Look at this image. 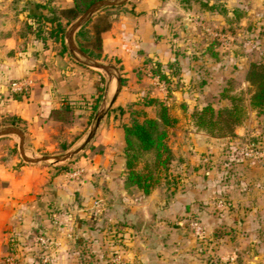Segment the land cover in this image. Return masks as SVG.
I'll list each match as a JSON object with an SVG mask.
<instances>
[{"label":"crops","instance_id":"1","mask_svg":"<svg viewBox=\"0 0 264 264\" xmlns=\"http://www.w3.org/2000/svg\"><path fill=\"white\" fill-rule=\"evenodd\" d=\"M193 1L129 0L111 16V26L102 32L103 55L114 61L124 80L94 137L85 146V153L77 159L83 168L81 178L53 173L52 167L41 161L21 159L14 150L19 137L14 133L0 136V264H7V254L24 264H83L79 239L88 240V246L97 248L100 255L99 236L104 231L119 235L123 255L130 264H264V238L260 235H264V159H246L241 150H236L233 143L241 138L242 124L234 135L214 136L197 129L191 116L198 107L196 103L210 94L212 83L220 80L209 67H201V58L205 60L208 55V42L206 34L197 31L198 24L209 25L211 20L221 26L231 20L248 22L245 29L251 27V34H255L252 24L264 25V0H252L247 12L234 17L232 10L244 7L245 0H224L226 14L214 8L212 1L208 3L212 8ZM71 3L72 0H0V127H20L30 153L47 150L48 137L61 128V114L77 113L89 119L115 91L114 76L83 64L71 53L66 38L68 26L64 33L67 49L62 52L60 42L52 40L47 45L50 38H42L48 36L47 25L38 32L40 22L35 15H47L51 9ZM155 62L161 63L166 72L172 70V65L178 67L179 74L171 77L173 82L180 80L182 86L171 88V92L181 99L191 80L195 82L202 74L198 90L192 88L193 94L185 97L190 104L188 111L170 112L177 118L170 136L178 142L171 147L180 166L189 169L183 180L188 183L186 193L193 201L207 198L215 184L221 186L223 181L217 172L223 163L231 164L233 172L225 185L227 194L232 204L240 200L242 205L244 198L251 204L224 213H210L204 205L196 212L209 228L225 222L236 226L241 234L239 241L219 237L203 243V253H197L200 246L194 235L178 241V227L165 224L163 219L170 218L174 209L168 208L165 213L158 208L161 197L154 190L145 194L125 184L123 125L130 123L133 116L138 117L137 109L148 110L151 104L143 102L147 94L164 99V90L151 72ZM26 74L34 79L32 89L25 94L12 93L9 81ZM151 82L157 84L158 93L150 89ZM97 91L101 97L95 109H67V103ZM80 132L76 142L87 130L83 127ZM253 139L264 142V132L258 131ZM184 195L185 191L174 193L170 205ZM39 233L48 235L51 242L46 246L35 243Z\"/></svg>","mask_w":264,"mask_h":264},{"label":"rangeland","instance_id":"2","mask_svg":"<svg viewBox=\"0 0 264 264\" xmlns=\"http://www.w3.org/2000/svg\"><path fill=\"white\" fill-rule=\"evenodd\" d=\"M210 1H212V5H214V8L216 7L219 12L224 11V14L227 13L224 6V0H195L193 2H196V4L200 5L201 7H205L209 5L208 3ZM251 1L252 0H245L244 7L236 6V8L232 10L233 13L231 14V17L237 16L239 14L242 15L244 12H247L246 7L251 6ZM185 2L188 3L191 2V0H185ZM107 11L112 12L115 10L113 8L112 9L110 8ZM202 19L201 21H204L205 17L203 20ZM70 23L67 26H69ZM248 24H249L248 22H244V24H239L238 21L235 22L232 20L229 21L227 26H221L218 22L212 20L209 22V25H207L206 23L198 24L199 26L197 31L200 32L201 35L206 34L208 45L213 44L212 50L208 51L207 58L205 60L201 58V63H203L201 67L206 66L207 69L209 67L210 68L209 71L215 73L219 77L218 79L220 80L222 79V80L213 82L212 87L210 89V94H208L207 98L200 100V102H197L195 105L200 107L199 106L200 103L203 105L208 102L213 103L214 107L216 108L229 105L231 101L230 98L221 96V91L223 90L224 87L228 88L229 94L241 95L243 97V104L245 106L246 115L243 121L235 126L236 129L237 126L242 124L243 127L241 132L242 134H241V138L235 141L233 144L237 147L236 150H241L242 156L246 159H250L249 157H246L244 155V150L247 147L251 145H254L255 147L258 146L264 147V142L259 141L258 143L256 140L253 139V136H255L258 131H260L261 133L264 132V109L262 112L259 113L255 108H253L250 105L249 103L250 83L245 78L246 71L251 61H262L264 63V25L252 24L256 32L255 34H251V31L253 32L251 27L250 29H245L248 26ZM217 32H220L221 34L216 35L215 33ZM213 51L215 52V54H213ZM99 60H102L106 63L109 62L114 63V61H110L108 59L105 60L99 59ZM101 71L104 70L101 69ZM172 71L173 70H171V72ZM175 74L177 76L179 72H176ZM201 79H202V74H199V76L195 78V82H193L194 80H191L190 87L189 86L186 87L188 91H186L183 87H181V89L187 92L184 93L182 98L183 100L180 97H178L176 93L171 92V88H179L180 86H182L181 81L178 80L175 82L174 80L173 82L172 77L170 81L163 80L167 88L162 93V95L163 98L166 99L169 103L168 108L170 112L188 111V107L190 104L187 101L188 98L186 99L185 97H188L191 94H193L194 91L191 90L192 88L196 89V91L198 90L199 86L201 85L200 84ZM151 85L153 86L152 88H150L153 89L152 92L158 93L156 87L157 84L151 82ZM148 93H151V90H149ZM149 95L150 94H147L145 97L146 98L150 97ZM156 111H157L156 105L151 104L150 106H148V110H143V108H141L140 110L137 109L135 113L138 115L139 119H142L145 113L146 114L156 113ZM95 112L89 117V119L86 120L80 118L81 115L77 113L64 112L63 114H61L62 122L59 132L56 134H52L50 137H48V140L46 142L47 150L43 151L42 153H34V152L30 153L26 151V154L29 156H33V155L40 156L42 154H59L72 148L78 143L76 142V140L81 135V132L79 133V129L84 127V129L88 131L93 121ZM56 125L57 123H54L52 124V127L55 128ZM252 131H255V133L253 134ZM170 132H171V128H170ZM16 137H18V135H16ZM168 143L171 146V145H177L178 142L177 139L169 135ZM223 146H226V144H224ZM14 150L16 152L17 151L19 152L18 147L17 149ZM84 151L85 148L80 150L73 157L61 162H51L52 160L41 161V162L50 165L52 167L53 173L60 172V173H64L67 177L79 179L83 175V170L78 175H74L72 173L76 169H79L81 167L77 159L81 156V154L85 153ZM18 154L20 158L23 159L20 152ZM150 159H152V153H146L142 156V162L144 160H150ZM222 165L223 167L222 169L218 170L217 175L219 174V177L221 176L220 180L223 181V183L221 186H217L215 184L214 187L211 189V193L207 198H201L199 200L196 199V201H193L192 199L188 198V194L186 193L188 183L186 180H183V178L187 177L189 169L187 167L184 169L180 166V161L176 154L174 161L170 165L171 168L170 171L172 173V176L169 178L170 183L168 184L164 183L165 179H162V183L155 185L152 189L154 190L155 195L161 197V199L159 200L158 208L164 209L165 213L166 210H168V208L174 209L173 215L170 218L165 217L163 220H165V224L168 223L170 226L173 225L175 227H178L177 229L179 232L175 237V239L178 241L181 239L186 240L187 236L194 235L196 242L200 246V248H197V253L200 254L203 253L202 252L203 243L218 240L219 237L239 241L241 239V234L238 233L236 226H232L231 224H228V222L227 223L225 222L220 226L209 228L206 225V222H204L202 218L198 216L196 212L198 208L206 205L209 207L210 213H224L226 211L229 212L231 210L235 211L237 207L243 208L245 207V205L249 206L251 204V200L245 198L243 199L244 204L242 205L240 200L239 202L235 201L232 204L231 202L232 200L228 196L229 194H227V189L225 188V185L228 184L227 180H229V174L233 172V168L230 166L231 164L223 163ZM229 185H231L234 188L233 182H229ZM137 188L141 192H143L139 187ZM138 189H136L135 192H137ZM178 191H182V192L185 191V195L183 196V199H179L175 202L174 205H170L171 196ZM149 193H145V194H149ZM163 202L164 205L162 204ZM195 221L200 223L204 227L205 231L203 233L196 232L193 226ZM101 224L104 223H99V225ZM102 233H103L102 236L101 235L99 236L101 237L99 248L100 250H102L100 252L101 253L100 256H102L101 258L103 261L110 253V251L113 248H116L115 246H118L119 249L122 251V253L124 252L122 243H119V240L117 239L119 235L117 234L114 235L113 233L108 234L106 231ZM103 235H105V237H103ZM260 235L264 238V235L262 234ZM88 239L89 241L91 240L90 237ZM79 240H81V242H79L81 244V246H79V250L83 262H87L86 260L90 258L94 259V256L99 255L97 248L92 249L90 248L91 245L88 246L87 244L88 240L85 239L84 241V238ZM79 240L76 239L77 242ZM128 264H130L129 261Z\"/></svg>","mask_w":264,"mask_h":264},{"label":"trees","instance_id":"3","mask_svg":"<svg viewBox=\"0 0 264 264\" xmlns=\"http://www.w3.org/2000/svg\"><path fill=\"white\" fill-rule=\"evenodd\" d=\"M95 0H72L71 5L53 8L49 14L35 15L40 22L37 25L38 32L43 31V26H48V36H43L47 45L52 40L60 42V51L67 49L64 42L66 26L83 12ZM207 7L212 8V5ZM115 11L108 12V9ZM124 8V4L109 5L102 7L91 16L75 33L78 45L90 56L96 59L105 60L102 48V32L111 26V14ZM213 44H209L207 49L212 50ZM213 54L215 52L213 51ZM172 72H166L161 63L155 62L151 66L152 75H157L161 80L170 81L172 74L179 72L176 65H172ZM122 82L124 80L123 77ZM245 78L250 83V105L262 112L264 109V63L262 61H251L246 71ZM222 97H229L230 104L214 107L208 102L200 107H195L191 111L194 125L197 129L206 131L214 136H227L235 134V126L240 124L245 118L246 111L241 95L228 93V88L221 91ZM101 97L99 91L85 95L66 104L67 109L71 108H92L95 109ZM145 104L156 105L155 116L146 113L142 119L133 116L130 123L123 125L124 147L122 158L125 166V184L135 185L144 193H149L153 187L162 183H170L172 176L170 165L175 159V153L168 143L170 128L176 123L177 118L170 113L168 105L164 99L150 96L144 97ZM66 148V147H64ZM152 153V159L144 160L142 156ZM142 163V164H141ZM89 264H101L93 258L86 260Z\"/></svg>","mask_w":264,"mask_h":264},{"label":"water","instance_id":"4","mask_svg":"<svg viewBox=\"0 0 264 264\" xmlns=\"http://www.w3.org/2000/svg\"><path fill=\"white\" fill-rule=\"evenodd\" d=\"M127 0H95L92 2L83 12H81L68 26L66 29V38H67V46L71 53L83 64H86L90 67L103 69L109 77L114 76L116 78V87L113 95L110 97L108 102L106 99L99 105L97 108L93 121L81 141H79L75 146L68 149L67 151L59 154H42L40 156H29L26 154V146H25V135L23 130L16 125H6L0 127V136L14 133L19 137L18 148L22 158L28 162H38V161H50L51 162H61L66 159L73 157L80 150L84 149L85 146L91 141L94 137L97 127L103 116L109 110L111 104L114 102L121 84L122 78L119 72L118 67L114 63H106L102 60L93 58L88 53H86L75 40L76 31L88 20L91 18L93 14L99 11L104 6L109 5H119L125 3Z\"/></svg>","mask_w":264,"mask_h":264},{"label":"built area","instance_id":"5","mask_svg":"<svg viewBox=\"0 0 264 264\" xmlns=\"http://www.w3.org/2000/svg\"><path fill=\"white\" fill-rule=\"evenodd\" d=\"M216 35H220V32L215 33ZM156 81L161 84L162 89L165 91L166 86L164 83L160 82V80L156 77ZM34 85V79L30 74H26L17 78H14L9 81V89L12 93L16 94H25L29 92ZM244 155L249 157L250 159H259L264 158V147H255L251 145L244 150ZM82 168L76 169L72 174L78 175L82 172ZM197 233H203L205 231L204 227L195 221L193 224ZM34 242L40 246L48 245L51 240L46 234H37L34 237ZM110 253L107 255L105 260H102V256L96 255L94 256V260L100 262L101 264H128L125 256L118 246H115ZM100 256V257H99ZM5 261L7 264H24L21 260H19L13 254H7L5 256ZM83 264H89L88 262H84Z\"/></svg>","mask_w":264,"mask_h":264}]
</instances>
